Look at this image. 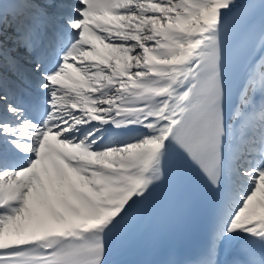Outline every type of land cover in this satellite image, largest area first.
<instances>
[{"label": "snow or ice", "instance_id": "snow-or-ice-1", "mask_svg": "<svg viewBox=\"0 0 264 264\" xmlns=\"http://www.w3.org/2000/svg\"><path fill=\"white\" fill-rule=\"evenodd\" d=\"M0 264H264V0H0Z\"/></svg>", "mask_w": 264, "mask_h": 264}]
</instances>
